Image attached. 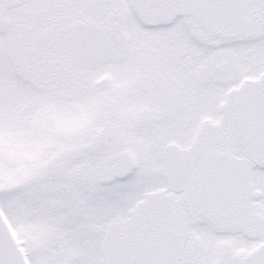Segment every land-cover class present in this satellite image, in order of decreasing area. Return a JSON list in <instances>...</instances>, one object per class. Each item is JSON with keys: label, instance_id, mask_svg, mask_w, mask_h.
I'll list each match as a JSON object with an SVG mask.
<instances>
[{"label": "snow or ice", "instance_id": "obj_1", "mask_svg": "<svg viewBox=\"0 0 264 264\" xmlns=\"http://www.w3.org/2000/svg\"><path fill=\"white\" fill-rule=\"evenodd\" d=\"M0 264H264V0H0Z\"/></svg>", "mask_w": 264, "mask_h": 264}]
</instances>
